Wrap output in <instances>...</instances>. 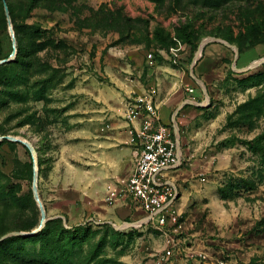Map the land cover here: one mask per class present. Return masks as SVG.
Returning a JSON list of instances; mask_svg holds the SVG:
<instances>
[{
    "label": "rangeland",
    "instance_id": "rangeland-1",
    "mask_svg": "<svg viewBox=\"0 0 264 264\" xmlns=\"http://www.w3.org/2000/svg\"><path fill=\"white\" fill-rule=\"evenodd\" d=\"M7 3L0 236L39 224L34 168L47 220H60L10 263L264 264V0ZM153 89L185 152L181 166L160 174L178 191L162 228L139 221L143 211L123 188L135 145L123 110ZM111 134L120 136V157L111 155ZM115 159L117 179L103 166ZM78 224L89 228L70 240L58 228ZM54 239L66 260L47 250Z\"/></svg>",
    "mask_w": 264,
    "mask_h": 264
},
{
    "label": "built area",
    "instance_id": "built-area-1",
    "mask_svg": "<svg viewBox=\"0 0 264 264\" xmlns=\"http://www.w3.org/2000/svg\"><path fill=\"white\" fill-rule=\"evenodd\" d=\"M186 89L193 91L189 85ZM153 94L154 89L135 98L126 111V118L130 121L138 119L139 123L132 130L135 164L131 174L123 179V188L136 208L143 211L139 221L162 228L173 212L178 191L172 179H162L160 174L181 166L184 159L174 121L167 123L160 118Z\"/></svg>",
    "mask_w": 264,
    "mask_h": 264
},
{
    "label": "trees",
    "instance_id": "trees-1",
    "mask_svg": "<svg viewBox=\"0 0 264 264\" xmlns=\"http://www.w3.org/2000/svg\"><path fill=\"white\" fill-rule=\"evenodd\" d=\"M0 1L3 5V0H0ZM5 1L7 3V0H5ZM38 1L39 0H28V9H32ZM7 6H8V3H7ZM3 9H4V5H3ZM8 10H9V6H8ZM4 13H5V10H4ZM14 36H15V40H16V35H14ZM15 49H16V47H15ZM3 59H7V60L0 63V67L4 68V67L8 66L9 64H11V62H12L8 56L3 57ZM260 75H262V73L251 74V75L244 77L241 80H244V81L253 80ZM56 221H58V222H56ZM59 221H60L59 219L58 220L54 219L52 221L47 220L45 222L44 226L38 232H36L32 235H15L14 234V235H10V236L4 238L3 240H1L0 241V253L3 255V259L0 261V264H11L10 263L11 260L24 258V253L26 252V244L34 242V240H36L37 238H39L41 236L43 237L49 229V226H50L49 224L51 222L52 223H59ZM38 225L36 227H38ZM36 227L26 229V231L24 230L25 228H18L15 231L30 232L33 229H35ZM58 228L60 230H62L64 233H66V232L69 233L71 235L69 237V240H70L73 237H75L76 235H79V234L85 232V230L88 229L89 227L87 226V224H78V225H72L70 228H66L63 225H60V227H58ZM60 240L61 239H58V240L54 239V241H53V243H51L50 247L47 248V250L51 254H56L53 256L55 261L56 260H60V261L66 260L65 259L66 255H65V253H63L64 249H62L61 247H55V244H54L55 242H59ZM45 249H46V247H45ZM60 253H61V255H59ZM52 262H54V261H52Z\"/></svg>",
    "mask_w": 264,
    "mask_h": 264
},
{
    "label": "water",
    "instance_id": "water-1",
    "mask_svg": "<svg viewBox=\"0 0 264 264\" xmlns=\"http://www.w3.org/2000/svg\"><path fill=\"white\" fill-rule=\"evenodd\" d=\"M3 5H4V10H5V14L7 17H9V10H8V6H7V3L5 0H3ZM10 23V22H9ZM10 29L12 31V37H13V50H12V53L11 55L14 54L15 52V38H14V33H13V30H12V27L10 26ZM203 46L204 44H202L199 48V51L201 52L202 49H203ZM7 59H1L0 60V63L6 61ZM258 62L254 63L253 65H256ZM235 68V67H233ZM247 69V68H246ZM239 70H242V69H239ZM181 106L177 107V110H176V113L178 112L179 108ZM175 124V127H176V123L174 122ZM177 129V127H176ZM4 138L6 139H9V140H13V141H17V142H21L23 143L29 150L32 151V146L29 142L27 141H24L18 137H15V136H11V135H6L4 136ZM35 164V162H34ZM36 181H37V172H36V169L34 168V172H33V184H32V192H33V196H34V199L36 200L37 204H38V207H39V210H40V222H39V225L38 227H36L35 229H33L32 231L30 232H25V231H11V232H7L3 235L0 236V241L3 240L4 238L10 236V235H32L36 232H38L45 224L46 220L48 219L46 217V211H45V208L42 204V202L40 201L39 199V195H38V192H37V184H36ZM128 225H131L132 226H136V222H132V223H129ZM127 224L125 225H122V227H125V226H128ZM114 226L118 227L117 225L114 224Z\"/></svg>",
    "mask_w": 264,
    "mask_h": 264
},
{
    "label": "crops",
    "instance_id": "crops-1",
    "mask_svg": "<svg viewBox=\"0 0 264 264\" xmlns=\"http://www.w3.org/2000/svg\"><path fill=\"white\" fill-rule=\"evenodd\" d=\"M193 88V87H192ZM194 92V88H193V91L192 92H189L190 94H192ZM185 102L186 103H192V104H196V103H198V100L197 99H195L194 97H187V99H185ZM167 107H170L169 105L167 106ZM168 109V111H170L169 110V108H167ZM159 112V111H158ZM123 114H125V117H126V113H124V110H123ZM159 115H160V118L164 121V122H167V123H171L172 121H170V115L168 114V119H167V121H165L164 119H163V117L161 116V114H160V112H159ZM172 119H173V117H172ZM130 122L128 121V120H125V124H129ZM131 123L134 125V126H137L138 125V123H139V120L138 119H133V121H131ZM178 133V132H177ZM110 136H112V137H109V138H107V142L109 143V144H113V145H115V147L113 146V148H112V150H111V155L112 156H117V157H120V153H119V151H120V148H117V146H119L120 145V142H121V139H120V136H117V135H115V134H111ZM178 141H179V145H180V148H181V152H182V154H183V159L185 160V152H184V149H183V146H182V144H181V138H180V135L178 134ZM129 148H131V147H129ZM134 151H133V157H132V160H131V162L130 163H128V168H129V170L127 171V173H126V175L124 176V179H126L130 174H131V172H132V170H133V168H134V164H135V158H136V155H135V151H136V146L134 145ZM132 149V148H131ZM103 166H105V168H106V170L109 172V173H112L111 175H113L114 176V179H117V178H119V177H117L116 178V176H118L119 174L118 173H115V172H117V170L119 169V167H120V163H118V161H117V159H115V160H113L112 162H109V163H105V165H103ZM110 168L112 169L111 170V172H110ZM114 168H115V170L116 171H113L114 170ZM120 170V169H119ZM122 177V176H121ZM110 179H113V178H110ZM109 179V180H110ZM173 180V179H172ZM112 181H115V180H112ZM174 181V180H173ZM175 182V181H174Z\"/></svg>",
    "mask_w": 264,
    "mask_h": 264
}]
</instances>
